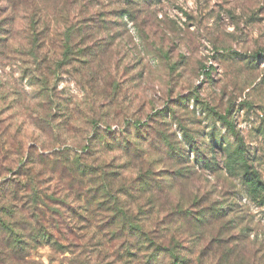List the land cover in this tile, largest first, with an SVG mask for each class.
I'll return each mask as SVG.
<instances>
[{"label":"rangeland","instance_id":"obj_1","mask_svg":"<svg viewBox=\"0 0 264 264\" xmlns=\"http://www.w3.org/2000/svg\"><path fill=\"white\" fill-rule=\"evenodd\" d=\"M214 141L264 184V0H0V224L53 237L19 257L147 263L124 211L180 264H264V194L194 163Z\"/></svg>","mask_w":264,"mask_h":264},{"label":"trees","instance_id":"obj_2","mask_svg":"<svg viewBox=\"0 0 264 264\" xmlns=\"http://www.w3.org/2000/svg\"><path fill=\"white\" fill-rule=\"evenodd\" d=\"M130 14V13H129ZM255 57H259L256 55ZM224 125L226 126L227 133H231L233 130V125L231 122L227 121L226 118H223ZM138 129V128H137ZM139 130V129H138ZM185 136V135H184ZM213 147L210 148L209 153L214 154V156L211 155L208 161H205L203 157H201L200 152L197 151L196 147L192 148V152L195 154L194 163L196 166H203V167H212L215 166V170L219 168V164L222 165V169L227 171L228 173L236 174L237 172H241L240 176L245 179L247 182V191L249 194L253 197H261L264 194V184L261 183L259 177L254 172H249L248 163H247V157L245 154V150L240 146L236 145L234 149L232 147H222V142L217 143L216 141L212 142ZM218 148L219 151H215V149ZM221 153L223 156V159L220 160L221 163L216 161V154ZM212 161V162H211ZM22 166V168L26 167ZM15 183V181L8 179L4 180L0 184V188H5L9 184ZM48 202L45 203V201L42 202V206L44 209L48 206L50 208L49 216L50 217H61V213L58 209L54 210L52 209L53 204H57V201H53L52 198L47 199ZM1 212V211H0ZM42 214L40 215V220H44L47 213H44L43 209L40 211ZM117 217H120L123 219V221L129 223L131 226L130 230L132 231L125 232L126 235L129 236V238L133 239L135 242H137L136 248L139 249V254H143V256H146L147 263L144 261H139L137 264H155L158 263V258L160 254H162L164 257L163 259L166 260L168 258V264H180L181 262L178 260L177 256L178 254V247L176 245H168L164 242L159 241L158 239L149 236L150 232L143 229L141 225H138L135 223H130V218L127 216V214L122 211L119 213ZM39 220V218H38ZM0 224V249L1 250H7L11 251L9 253V256L0 251V264H17L18 262H23V264H32L35 263L34 261H30V255L29 252L26 251V255L19 257L18 252H20L23 249H26V247H23L21 239H32V240H39L40 242L45 241L47 242V245L51 240L53 241V237L51 235V229L48 228L46 225H42L37 228H33V230H30V233H27L24 235V229H21V231H18L12 226L11 224H6L1 219ZM49 221V220H48ZM47 221V224L50 225ZM60 224V223H57ZM128 231V230H127ZM8 241V243H5V241ZM132 240V241H133ZM3 243V245H2ZM56 244V243H55ZM51 246V245H49ZM52 247V246H51ZM58 251L60 253H64L67 251L66 249H61V247H57ZM3 250V251H4ZM17 262V263H16ZM123 264H130V261L127 259L122 260Z\"/></svg>","mask_w":264,"mask_h":264}]
</instances>
